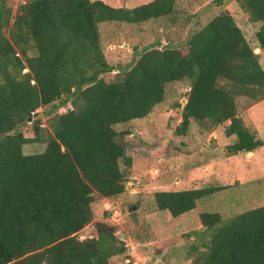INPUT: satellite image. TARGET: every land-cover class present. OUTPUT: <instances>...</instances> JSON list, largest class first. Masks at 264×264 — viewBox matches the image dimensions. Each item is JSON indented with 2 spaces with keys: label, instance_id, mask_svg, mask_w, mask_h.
Wrapping results in <instances>:
<instances>
[{
  "label": "trees",
  "instance_id": "obj_1",
  "mask_svg": "<svg viewBox=\"0 0 264 264\" xmlns=\"http://www.w3.org/2000/svg\"><path fill=\"white\" fill-rule=\"evenodd\" d=\"M234 1L257 23L253 37L264 54V0ZM174 11L175 0L134 6L25 0L12 14L0 0V264H110L124 253L115 226L93 220L91 203L125 188L129 130L115 125L148 114L163 100L168 82L188 84L183 102H175L174 134L184 135L191 122L207 131L222 125L233 137L228 154L262 145L237 115L235 99L264 98V69L226 10L203 24L188 21L197 27L184 49L153 46L128 69L106 75L112 67L101 50L100 23L137 24ZM46 105L55 109L46 127L34 122L32 136H24L19 122ZM32 142L44 146L22 153V145ZM220 189L155 190L151 205L175 217ZM198 220L201 227L191 231L185 251L190 264H264V204L226 218L201 211ZM91 222V236L78 238Z\"/></svg>",
  "mask_w": 264,
  "mask_h": 264
},
{
  "label": "rangeland",
  "instance_id": "obj_2",
  "mask_svg": "<svg viewBox=\"0 0 264 264\" xmlns=\"http://www.w3.org/2000/svg\"><path fill=\"white\" fill-rule=\"evenodd\" d=\"M25 0H6L12 14ZM124 6H134L149 0H112ZM233 17L243 35L259 54L264 69V54L259 53L253 37L257 23L247 20L234 0H175L173 16L147 20L137 24L103 22L98 25L99 41L105 61L112 67L106 75L122 72L134 63L138 55L150 47L178 44L184 49L191 21L203 24L220 10ZM190 21V22H188ZM192 37V36H191ZM30 53V52H29ZM188 89L185 81L165 84L164 98L144 117L115 125L126 128V154L131 164L126 167L125 188L115 198H100L91 203L93 220H104L115 226L114 233L125 243L124 253L114 255L110 264H190L185 251L192 241L191 231L199 229L198 213L213 211L221 218L264 204V98L251 101L235 99L237 115L243 124L254 131L262 145L251 152L228 154L226 146L233 142L225 136L222 125L207 131L191 122L184 135L173 133L179 121L175 102H183ZM69 107H59L63 111ZM55 109L51 105L37 108L21 120L17 128L24 136H32V124L46 121ZM43 143H26L22 153H35ZM221 186V189L200 198L194 208L172 217L166 210L151 205L155 190H179L203 186ZM132 210H129V208ZM108 215L104 216L103 213ZM92 222L76 233L78 238L91 236Z\"/></svg>",
  "mask_w": 264,
  "mask_h": 264
},
{
  "label": "water",
  "instance_id": "obj_3",
  "mask_svg": "<svg viewBox=\"0 0 264 264\" xmlns=\"http://www.w3.org/2000/svg\"><path fill=\"white\" fill-rule=\"evenodd\" d=\"M192 32H193L192 28H189L188 31H187V36H186V41H185L186 43L189 42V40L191 39ZM26 120L29 121L30 120V117L28 116L26 118ZM129 210H132V208L130 207Z\"/></svg>",
  "mask_w": 264,
  "mask_h": 264
}]
</instances>
